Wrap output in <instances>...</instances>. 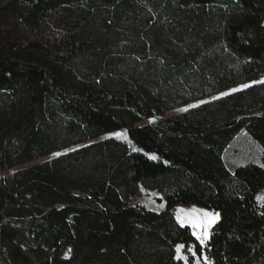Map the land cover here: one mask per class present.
Here are the masks:
<instances>
[{
    "label": "trees",
    "instance_id": "16d2710c",
    "mask_svg": "<svg viewBox=\"0 0 264 264\" xmlns=\"http://www.w3.org/2000/svg\"><path fill=\"white\" fill-rule=\"evenodd\" d=\"M263 78L264 0L0 3V173L84 144L0 176V264H264V204L225 160ZM183 205L219 213L205 243Z\"/></svg>",
    "mask_w": 264,
    "mask_h": 264
},
{
    "label": "rangeland",
    "instance_id": "374dc122",
    "mask_svg": "<svg viewBox=\"0 0 264 264\" xmlns=\"http://www.w3.org/2000/svg\"><path fill=\"white\" fill-rule=\"evenodd\" d=\"M7 1L8 0H0V3L2 5H5ZM263 80L264 78L261 81ZM213 98L215 97H210L205 100L197 101L186 106L178 107L176 109L167 111L166 115L171 117L177 116L180 113L187 111L191 107H195L205 101L212 100ZM151 121L152 120H148V122ZM110 136L117 137L122 140H126L129 142L132 149L134 150L136 149L133 143L128 138L127 133L122 131H115L104 137H110ZM262 144H264V125H259L252 129L243 130L242 133L232 143L231 147L229 148V151L225 155V160L227 165L231 169L239 168L236 172V175L239 176L240 178H244L250 183L255 193L256 199L258 200L259 203L264 204V172L258 168H250L245 166L247 163H259L262 152V147H261ZM83 145L84 144H79L65 151L57 152L42 157L26 165L12 168L6 172L0 173V176L10 177L19 169L32 166L36 163L44 162L46 160H51L56 156L77 149ZM131 203L143 205L149 209L156 211L162 210L165 205V202L162 200L161 194H159L156 191L146 190V189L143 190L141 195L133 197ZM205 212L211 213L212 216L205 217L204 216ZM176 218L181 224L191 226L194 233H202L204 229L200 227L194 228L193 224L190 222L191 220H198L200 222H207L208 220H211L212 222L206 229L207 237L203 242L205 243L211 235L212 228L219 220V213L196 205H183V206H179L176 209ZM19 229L21 232L24 233V230L21 227H19ZM198 240L200 241V239ZM24 246L27 249L28 253L33 256L34 255L33 252L29 251L28 248L29 244L27 241H24ZM187 250L188 251H185V247H183L179 251H177L178 252L177 256L183 261V264H205L206 262L205 257L199 256L196 253L194 246H190ZM190 256L193 257L192 261L189 260Z\"/></svg>",
    "mask_w": 264,
    "mask_h": 264
},
{
    "label": "snow or ice",
    "instance_id": "6c2138e0",
    "mask_svg": "<svg viewBox=\"0 0 264 264\" xmlns=\"http://www.w3.org/2000/svg\"><path fill=\"white\" fill-rule=\"evenodd\" d=\"M204 216L205 217H211L212 214L211 213H208V212H205L204 213ZM192 224H193V227L196 228V227H200L202 229H204V231L202 233H194V235H197L198 239H200L201 243L204 242L205 238L207 237V227L210 225V223L212 222L211 220H208L207 222H200L198 220H191L190 221ZM184 245H180L178 246L177 248V251H179L181 248H183Z\"/></svg>",
    "mask_w": 264,
    "mask_h": 264
}]
</instances>
